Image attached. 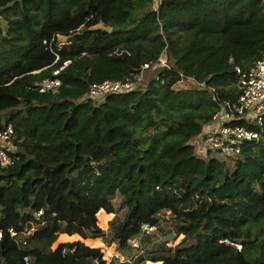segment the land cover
I'll list each match as a JSON object with an SVG mask.
<instances>
[{
	"label": "trees",
	"instance_id": "trees-1",
	"mask_svg": "<svg viewBox=\"0 0 264 264\" xmlns=\"http://www.w3.org/2000/svg\"><path fill=\"white\" fill-rule=\"evenodd\" d=\"M263 51L264 0H0V129H13L0 264H264V119L245 124L259 135L230 163L188 141L235 102L234 65ZM143 70V88L87 95ZM52 76L60 84L40 91ZM188 76L203 84L175 85ZM102 209L118 247L135 236L141 252L108 262L81 239L52 247L60 233L103 236ZM166 212L170 228L152 240L142 224L161 229Z\"/></svg>",
	"mask_w": 264,
	"mask_h": 264
},
{
	"label": "built area",
	"instance_id": "built-area-1",
	"mask_svg": "<svg viewBox=\"0 0 264 264\" xmlns=\"http://www.w3.org/2000/svg\"><path fill=\"white\" fill-rule=\"evenodd\" d=\"M158 0H154L156 6ZM162 59H164L162 61ZM160 64H166L165 58L159 57ZM66 63V62H65ZM147 66V63L144 64ZM60 66L52 71L57 74ZM235 82L238 93L235 102H223L214 111L202 127L200 140L204 145L214 146L217 150L225 154H237L241 144L246 140L256 139L259 135L258 129L247 127L245 124H260L264 119V51L247 67L241 68L234 65ZM139 77L134 79H103L92 82L87 95L98 100L110 92H122L136 88ZM60 84L57 76L46 77L39 83L40 91L55 89ZM240 118L243 123L232 122ZM13 129L11 125H6L0 129V165L5 166L13 162V155L9 153V144ZM142 229L150 231L155 229L154 225L142 224ZM11 234L15 232L10 229ZM133 245L138 246L137 237L132 238ZM95 264V263H94Z\"/></svg>",
	"mask_w": 264,
	"mask_h": 264
},
{
	"label": "rangeland",
	"instance_id": "rangeland-1",
	"mask_svg": "<svg viewBox=\"0 0 264 264\" xmlns=\"http://www.w3.org/2000/svg\"><path fill=\"white\" fill-rule=\"evenodd\" d=\"M202 20V24L207 25L209 24L211 26V22L210 20H207L205 18L201 19ZM86 24H90V21H88ZM255 30H258V26H254ZM60 40L64 41L65 37L60 36ZM162 58H165L166 60V53L163 52L161 54ZM229 60L231 59V57L228 58ZM164 59H162L163 61ZM191 60H197L200 61L201 63L204 62H208L210 59L208 58V56H204L202 53H198L197 55H194V57L191 58ZM149 73L147 72V70H143L141 71L137 76L139 77L137 79L136 82V86L143 88L146 86L147 80L149 79ZM151 74V73H150ZM195 79L191 76L188 77H183L181 78L175 85L178 87H186V86H198V85H202L203 83H195ZM203 127V125H202ZM201 127V130H202ZM200 130V132H201ZM198 133L194 136H192L188 141L191 142L194 146V150L195 152H199V154L203 155L204 149H208L209 150V154L217 157L220 160H224L227 163H230L231 161V157H233V155L231 154H225L219 150H217L214 146L211 145H204L201 140V133ZM118 203V196L115 197V200ZM109 213V214H107ZM123 213V209L122 207L120 208V211L116 214L118 216L122 215ZM113 212H106L103 209L97 212V224L104 229L105 234L103 236H95V237H86V238H80L79 235L74 234V235H70L69 237H67L66 235H61L59 234L57 239L53 242L52 247H55V245L60 242L61 240H63L64 238L66 240H76V239H81L83 242H85L87 245L89 246H95V247H99L102 252H103V257L106 259V261L108 262H117V261H125L128 260V258H130L131 256L141 252L142 248L144 247V243H142L140 241V239H138V243H139V247H137L136 249H134L135 245L132 244L131 239L134 237H131L129 239V241L131 242V247L128 249H121L118 247L117 241L116 240H112L111 236H110V226H109V221L110 219H112L114 216ZM168 214L166 213H161V217H160V225H161V229H153L149 231V234L152 235V240H157L159 238H162L163 234L165 232H167V230L170 228V220L168 219ZM69 235V234H68ZM166 236V235H165ZM164 236V237H165ZM175 237V235L173 236V238ZM136 238V237H135ZM179 237H177L175 239L178 240ZM63 240V241H66ZM174 241V242H175ZM157 262H153V261H147L146 264H155ZM10 264V263H9ZM160 264V262H159Z\"/></svg>",
	"mask_w": 264,
	"mask_h": 264
},
{
	"label": "water",
	"instance_id": "water-1",
	"mask_svg": "<svg viewBox=\"0 0 264 264\" xmlns=\"http://www.w3.org/2000/svg\"><path fill=\"white\" fill-rule=\"evenodd\" d=\"M109 28H110L109 26L106 27L107 30H108ZM173 236H174V232H170L169 234H167V235L165 236V239H166V240L171 239Z\"/></svg>",
	"mask_w": 264,
	"mask_h": 264
},
{
	"label": "crops",
	"instance_id": "crops-1",
	"mask_svg": "<svg viewBox=\"0 0 264 264\" xmlns=\"http://www.w3.org/2000/svg\"><path fill=\"white\" fill-rule=\"evenodd\" d=\"M61 235H66L67 237H69L70 235H68L67 233H60ZM71 235H74V234H71ZM78 235V234H77ZM63 240H66L65 238ZM61 240V241H63Z\"/></svg>",
	"mask_w": 264,
	"mask_h": 264
}]
</instances>
